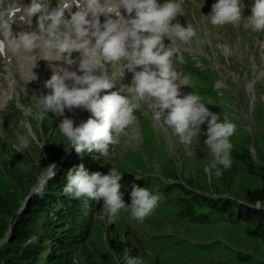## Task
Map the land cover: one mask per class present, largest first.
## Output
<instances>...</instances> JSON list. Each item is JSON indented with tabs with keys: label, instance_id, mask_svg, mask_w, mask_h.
Returning a JSON list of instances; mask_svg holds the SVG:
<instances>
[{
	"label": "rangeland",
	"instance_id": "rangeland-1",
	"mask_svg": "<svg viewBox=\"0 0 264 264\" xmlns=\"http://www.w3.org/2000/svg\"><path fill=\"white\" fill-rule=\"evenodd\" d=\"M200 4V0H187L182 7V20L191 23L197 33L185 49L199 59L195 64L206 59L211 68L210 81L202 83L208 91L196 93L205 104L212 102L206 105L208 110L221 111L237 126L230 138L231 168L222 170L219 178L215 170L209 175L205 169L212 157L203 144L206 136L200 135L199 142L194 140L186 147L170 130L154 127L149 113V121L138 119L143 135L139 148L125 146V138L111 145L114 153L107 159L106 170L115 167L122 172L126 206L131 203L133 184L158 191L164 198L143 223L124 210L114 223L101 208L77 212L75 206L87 197L75 199L63 193L67 174L61 169L69 168L66 163L77 153L60 135L58 126L64 118L78 125L91 114L81 108L65 109L64 117L49 111L38 126L20 105L31 107L35 96L49 94L44 87L52 75L48 71L65 64L60 56L39 49L30 53L29 59L9 55L8 66L0 71V103L7 105L0 110V263L15 254L13 251H22L25 264H125L127 255L140 257L144 264H260L264 260V243L253 233L260 228L258 221L264 225V200L257 208L256 202L244 197L246 190L260 187L258 173L264 171V35L244 23L235 26L244 31L239 36L233 34L231 25L213 27L202 16H206V8ZM249 15L243 10L242 18ZM101 69L114 73V66ZM77 70L74 66L71 71ZM24 119L32 123L44 144L42 149L32 142L29 148L17 150V133L25 132L19 122ZM206 129L201 125L202 133ZM233 154L244 155L255 174ZM50 164H55L56 174L50 180L56 186L48 187L49 180L43 193L57 192L56 198L65 199L66 205H35L28 210V200L37 196L33 194L37 178ZM91 170H87L89 175ZM219 195L233 200L225 211L211 206ZM235 202L248 211V218H234Z\"/></svg>",
	"mask_w": 264,
	"mask_h": 264
},
{
	"label": "clouds",
	"instance_id": "clouds-1",
	"mask_svg": "<svg viewBox=\"0 0 264 264\" xmlns=\"http://www.w3.org/2000/svg\"><path fill=\"white\" fill-rule=\"evenodd\" d=\"M182 4L183 0H164L162 4L157 0H59L53 6L51 0H31L29 6L22 7L18 0H0V56L19 57L39 49L48 55L66 57L63 63L68 66L77 63L73 53L79 56L77 71L82 74L68 67H52V75L44 83L50 93L35 96L31 107L20 105L22 110L38 126L49 111L64 117L65 109L86 110L91 115L85 122L76 125L73 119L64 118L58 131L77 154L95 149L108 157L109 146L120 144L122 138L125 146L133 150L142 144L140 123L134 113L146 105L144 114L151 113L153 126L170 130L184 146L198 141L200 135L206 136L203 144L212 159L205 170L209 175L215 170L216 177H221L222 170L231 168L233 163L230 138L237 126L227 116L221 122L219 115L211 113L206 107L212 105L211 101L205 104L201 95L179 91L183 86L190 88L194 82L190 74L177 70L176 63L183 64L184 59L180 47L175 45L177 41L189 44L197 37L191 23L186 26L173 23L183 14ZM72 7L76 8L75 12L70 11ZM121 9L125 15H121ZM243 10L241 0H216L210 14L202 16L213 27L244 22L254 32L264 31V0H254L247 18H242ZM66 11L70 18H66ZM37 13L40 15L36 31L13 33L14 23L30 26L31 17ZM166 37L171 41L167 46ZM103 65L118 67L119 76L109 78L100 71ZM126 71L132 74L130 85L117 87V81ZM107 90L112 91L100 95ZM6 107L0 103V110ZM205 123L207 129L202 133L201 125ZM19 125L25 132L17 133L18 151L29 148L32 142L40 149L44 147L29 120H21ZM121 173L112 167L108 174L89 175L80 165L74 172H68L63 193L75 199L102 200L101 210L110 223L119 219L121 210L130 212L131 219L143 223L164 196L133 184L131 203L126 206L121 192ZM55 174V164L45 167L37 178L33 194L43 195L47 182ZM256 207H261L260 201H256ZM125 264L144 262L140 257L127 255Z\"/></svg>",
	"mask_w": 264,
	"mask_h": 264
},
{
	"label": "trees",
	"instance_id": "trees-1",
	"mask_svg": "<svg viewBox=\"0 0 264 264\" xmlns=\"http://www.w3.org/2000/svg\"><path fill=\"white\" fill-rule=\"evenodd\" d=\"M232 156L234 157L235 160L240 161L242 164L246 165V169L249 173L255 174V169L244 158V155L233 154ZM66 164L68 166L69 162ZM68 171H69V168H67L65 166H63V168L61 169V173L68 174ZM258 177L260 180V187L255 188L253 190H246L244 192L245 199L249 200L251 203H255L256 201L262 202L264 200V171H259ZM54 186H56V185H54V180H50L48 187H50L52 189ZM56 194H57V192L51 191V193H43V195H37V196L31 197L27 202L28 210H31L32 208H34L35 205H38V206L44 205L46 208L52 204L65 205L66 204L65 199L60 201V199H58L59 197L55 196ZM56 197H58V198H56ZM241 213H242V216L244 218H246L248 211L245 209H242ZM257 216H255V217H257ZM258 226L260 228L259 229L257 228L254 232H257V234L261 236L262 242L264 243V225L260 224V221H258ZM12 253H15V254H13L12 256H9L3 263H0V264H25L24 258L22 257V254H21L22 251H19L18 254H16L15 251H13ZM32 258H34V257H32ZM25 259H27V258H25ZM261 264H264V261Z\"/></svg>",
	"mask_w": 264,
	"mask_h": 264
},
{
	"label": "bare ground",
	"instance_id": "bare-ground-1",
	"mask_svg": "<svg viewBox=\"0 0 264 264\" xmlns=\"http://www.w3.org/2000/svg\"><path fill=\"white\" fill-rule=\"evenodd\" d=\"M20 5V4H19ZM21 6V5H20ZM31 19H33V16L31 17ZM22 25V24H21ZM23 27H25V28H29V25H26V24H23ZM44 53V52H43ZM29 55V54H28ZM23 56V55H22ZM41 56H43V55H41ZM75 57V58H74ZM73 58L74 59H76V61H77V63H75V64H73V65H71V66H68V65H65V67H68V68H71V70H73V67L74 66H78L77 64H78V61H79V56H78V54L77 53H74L73 54ZM24 59H28V56L27 55H24ZM24 59H21V63H22V60H24ZM64 59H66V57L65 58H62V60H64ZM30 62H31V60H30ZM27 64V63H26ZM18 65V64H17ZM26 66V65H25ZM17 68V67H16ZM23 68V67H22ZM70 70V71H71ZM10 71V70H9ZM9 71H7V72H9ZM11 72V71H10ZM52 72V70L51 71H48V73H51ZM44 74V73H43ZM5 83H7V79H5ZM4 98V97H3ZM2 103H3V101H2Z\"/></svg>",
	"mask_w": 264,
	"mask_h": 264
}]
</instances>
